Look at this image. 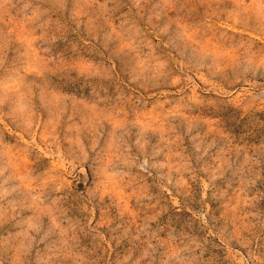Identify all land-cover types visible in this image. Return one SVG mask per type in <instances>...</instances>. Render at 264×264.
I'll return each mask as SVG.
<instances>
[{
    "label": "clouds",
    "instance_id": "9594fccd",
    "mask_svg": "<svg viewBox=\"0 0 264 264\" xmlns=\"http://www.w3.org/2000/svg\"><path fill=\"white\" fill-rule=\"evenodd\" d=\"M0 264H264V0H0Z\"/></svg>",
    "mask_w": 264,
    "mask_h": 264
}]
</instances>
